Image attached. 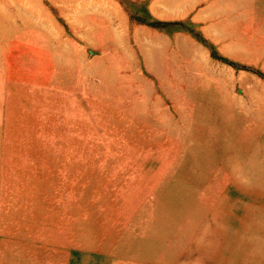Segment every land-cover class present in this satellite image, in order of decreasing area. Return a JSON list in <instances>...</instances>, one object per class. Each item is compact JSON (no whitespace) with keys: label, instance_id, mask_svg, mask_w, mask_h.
I'll return each mask as SVG.
<instances>
[{"label":"rangeland","instance_id":"obj_1","mask_svg":"<svg viewBox=\"0 0 264 264\" xmlns=\"http://www.w3.org/2000/svg\"><path fill=\"white\" fill-rule=\"evenodd\" d=\"M56 2L0 0V43L27 47L11 56L17 65L27 58L23 70L31 81L18 85L17 99L2 110L0 233L15 231L20 242L64 241L71 256L75 249L99 254L104 240L124 239L136 242L141 261L264 264V0H235L241 50L239 58L225 55L224 76L217 71L186 85L180 79L171 93L147 99L111 49L108 61H90L104 51L99 31L87 39L96 45H82L79 65L71 44L66 48L64 82L57 80L50 62L62 54L41 44L56 46L87 30L68 27L69 11L57 13ZM42 58L50 60L45 83ZM212 116L226 123V151L211 129L194 136ZM188 155L197 163L191 202L151 251L141 242L156 235L153 197L185 169ZM134 203L136 212L144 204L145 216L126 215Z\"/></svg>","mask_w":264,"mask_h":264},{"label":"crops","instance_id":"obj_2","mask_svg":"<svg viewBox=\"0 0 264 264\" xmlns=\"http://www.w3.org/2000/svg\"><path fill=\"white\" fill-rule=\"evenodd\" d=\"M56 7L57 13L69 11L70 16L66 17L68 27L87 31L74 34L72 41L61 37L56 46L47 42L41 44V50L62 54L60 58L53 57L51 62L45 58L38 62L43 71L42 83L48 82L45 70H48L50 62L52 67H57V80L63 84L66 48L71 44L73 64L76 60L79 65L82 45H96L93 43L96 41L87 42V39L97 36L98 31L104 37L101 44L104 51L91 53L90 61H108L111 49L113 60L117 54L122 69H127L126 75L138 78V93L142 91L146 99L158 93H171L173 84H182L180 79L186 85L188 79L194 82L197 77L217 75V71L224 76L225 55H233L234 58L240 55L241 45L234 39L241 20L239 15L235 16L240 9L235 0H73L71 4H61L57 0ZM57 17L60 23L59 14ZM26 48L16 41L0 43V125L5 124L1 116L2 110L6 109L5 103L17 99V86L31 82L23 70L27 58H20L17 65L14 54L11 56L15 50L25 51ZM18 68L21 71H17ZM77 77L73 72V80ZM141 86L142 90L139 89ZM55 242H20L15 231L1 232L0 264H176L158 259H136L139 249L135 241L130 243L120 239L109 244L104 240L99 254L82 255L75 249V256L66 254L64 241ZM161 246L158 240L150 250L155 251ZM166 254L170 257L172 251Z\"/></svg>","mask_w":264,"mask_h":264},{"label":"bare ground","instance_id":"obj_3","mask_svg":"<svg viewBox=\"0 0 264 264\" xmlns=\"http://www.w3.org/2000/svg\"><path fill=\"white\" fill-rule=\"evenodd\" d=\"M224 127H226V123L220 122L218 124L214 120V117L212 116L209 119L207 118V120H205V122L203 124H201L200 128L194 132V136H198V135L204 134V133H205L204 135H207V130L210 132V129H211V130H213L212 131L213 138L215 140H217V137H218V139L221 140L220 142H221V146L223 147V151H226L230 148V145L228 144V141L226 142V140L223 139V137H222V133H224V129H223ZM219 133H220L221 138H220V136H214V135H217ZM248 137H249V135H248ZM235 150H236V148H235ZM233 152H234V150H233ZM231 157H230L231 160L228 159L229 165L232 164V162L238 161V158L236 157V155L231 156ZM183 162L184 163L182 166L185 169L177 170L176 174L174 176V181H172L170 184L165 185L164 187L158 189L157 192L155 193V196L153 197L152 205L150 206V209H149V216H152V218L154 220L153 226H151V228L156 230V235L147 237L148 234L147 235L144 234L145 237L142 240L143 242H141V245H143V246H148L149 248H153V246L155 244H157L158 240L160 239V236L168 229V227L171 225V223L176 218L181 216V214L185 211V209L187 208V206L191 202L190 201L191 200V193H190L191 191L190 190L193 188L192 184H194L196 179L193 178L190 174L194 169H197V166H196L197 163L189 155L186 156L185 161H183ZM181 171H182V173H180ZM146 203H147V201H146ZM138 205L137 204L132 205L131 206L132 211L128 212L126 215L127 216H145L147 209L144 207V204L141 205L140 211H137V212L135 211V208L140 206V205L139 206ZM143 229L147 230L148 228L145 227ZM180 229H181V227H180ZM126 236H129V235H126ZM133 236H135V235H133Z\"/></svg>","mask_w":264,"mask_h":264}]
</instances>
